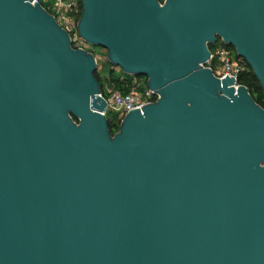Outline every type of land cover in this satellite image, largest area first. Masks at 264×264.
I'll use <instances>...</instances> for the list:
<instances>
[{
    "label": "water",
    "instance_id": "water-1",
    "mask_svg": "<svg viewBox=\"0 0 264 264\" xmlns=\"http://www.w3.org/2000/svg\"><path fill=\"white\" fill-rule=\"evenodd\" d=\"M78 36L157 98L115 133L96 59L0 0V264H264V0H80Z\"/></svg>",
    "mask_w": 264,
    "mask_h": 264
},
{
    "label": "built area",
    "instance_id": "built-area-1",
    "mask_svg": "<svg viewBox=\"0 0 264 264\" xmlns=\"http://www.w3.org/2000/svg\"><path fill=\"white\" fill-rule=\"evenodd\" d=\"M33 2H38L43 7L45 4H49L52 11L49 13L68 32L72 47L91 52V45L81 39L76 30V23L81 11L80 0H51V3H49V0H33ZM213 60L217 62L214 69L211 67ZM241 61L242 58L237 56L235 51L224 45L220 40L216 50L213 52L210 51L209 59L204 63V66L209 67L214 75L220 79L232 77L234 79V87L236 88L240 85L238 75L242 70ZM132 82L138 89L133 88L131 85L127 87V90L108 87L100 88V95L106 100V109L103 112L105 116L106 110L110 108L117 112L116 120L120 123L124 115L130 110L140 109L142 106L156 100L157 95L147 87L145 78L134 77Z\"/></svg>",
    "mask_w": 264,
    "mask_h": 264
},
{
    "label": "rangeland",
    "instance_id": "rangeland-1",
    "mask_svg": "<svg viewBox=\"0 0 264 264\" xmlns=\"http://www.w3.org/2000/svg\"><path fill=\"white\" fill-rule=\"evenodd\" d=\"M49 3H51V0H49ZM44 7L48 10V12H52L51 8L49 7V4H45ZM213 48L211 49L212 52L216 50V48L219 46V41L212 44ZM230 48L234 51V49L230 46ZM91 52L96 57V70L95 74L99 78L100 82L102 83L101 88L108 87V88H115L112 84V79L115 77H118L121 75V70L117 66L111 65L107 59H106V50L104 48H101L99 46H93L91 45ZM217 62L214 61L213 66H216ZM144 79V77H141ZM130 85L138 89L133 85V82L131 81ZM106 117L110 123L114 125V128L112 130V133L116 132L119 126V123L116 120L117 112L108 108L106 110Z\"/></svg>",
    "mask_w": 264,
    "mask_h": 264
},
{
    "label": "trees",
    "instance_id": "trees-1",
    "mask_svg": "<svg viewBox=\"0 0 264 264\" xmlns=\"http://www.w3.org/2000/svg\"><path fill=\"white\" fill-rule=\"evenodd\" d=\"M217 41H220V39H217ZM208 48L212 52L211 49L213 48V45L209 44ZM214 61L215 60H213L212 65H211L212 69L215 68V66H213ZM241 65H242V70L240 71V73L238 75V82L240 84L246 86L248 91L250 92L252 98L254 99V101L256 103H258L260 106L264 107V94H263V90H262V88L260 86L259 81L255 77L251 67L247 64V62L244 59H242ZM95 77H96V79H97V81H98V83L100 85V88H101L102 83L100 82V80L96 76V74H95ZM134 77H144V76H133V75H130V74L123 73L121 71V75L120 76L115 77V78L112 79V84L117 89L127 90V87L130 86V83H131V81L133 80ZM144 78L146 80V77H144ZM108 127H109L110 132L112 133L114 125L108 121Z\"/></svg>",
    "mask_w": 264,
    "mask_h": 264
}]
</instances>
